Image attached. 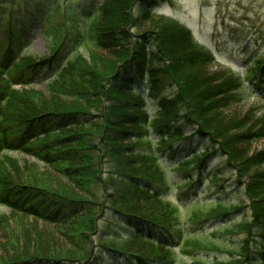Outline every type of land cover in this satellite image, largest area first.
<instances>
[{
  "label": "trees",
  "instance_id": "obj_1",
  "mask_svg": "<svg viewBox=\"0 0 264 264\" xmlns=\"http://www.w3.org/2000/svg\"><path fill=\"white\" fill-rule=\"evenodd\" d=\"M159 1L74 6L0 0V152L23 151L47 166L42 175L20 170L12 160L0 167V201L55 227L53 232L35 226L24 234L27 246L12 244L14 252L0 264H175L181 243L209 247L204 235L184 234L178 205L165 195L167 166L161 158L177 157L193 140H207L213 150H192L178 159L173 167L187 183L194 181L191 170L202 174L213 151L227 154L248 181L250 217L236 224L244 233L240 250L219 263L264 264V242L254 250L249 245L253 235L264 239V151L248 156L231 146L229 123L221 115L238 100L243 81L264 73V53L251 60L244 76L230 67L210 70L212 55L185 25L168 18L140 31ZM18 20H25L22 28L39 26L51 35L48 54L20 56L24 41L13 27ZM67 38L74 45L71 56L63 48ZM80 42L107 55L89 50L85 57L75 46ZM48 69L53 73L46 94L13 87L30 86ZM167 85L173 88L169 94ZM237 208L217 200L192 217L226 218ZM104 212L109 219L99 227ZM228 226L224 219L216 230ZM184 264L209 263L193 258Z\"/></svg>",
  "mask_w": 264,
  "mask_h": 264
},
{
  "label": "rangeland",
  "instance_id": "obj_2",
  "mask_svg": "<svg viewBox=\"0 0 264 264\" xmlns=\"http://www.w3.org/2000/svg\"><path fill=\"white\" fill-rule=\"evenodd\" d=\"M90 1L92 0H60L62 4L71 3L74 6H82ZM159 5L164 14H153L150 21L140 26V31L150 30L168 18L185 25L197 42L212 55L213 59L208 63L210 70L230 67L244 76L251 60L264 53V0H160ZM60 18L64 17H59L58 22ZM24 21L18 20L13 24V27L20 30L19 34L24 41L20 56L29 55L38 58L48 54L52 45L51 35H44L39 26L22 28ZM67 24L73 25L71 21ZM75 46L85 57L88 56L89 50L98 51L103 55H107L108 52L92 45L86 46L82 42ZM63 48L67 50L65 55L74 54V45L69 38ZM52 73L53 71L48 69L44 75H38L29 84L30 86L14 84L13 87L16 90L35 89L46 94V85L52 80L50 79ZM255 78L256 80L243 81L242 86L236 91L238 100L221 109L224 121L229 123L228 135L233 138L231 146L248 156L264 151V134L260 135L264 132V73L257 74ZM172 90L170 85L164 88L167 94ZM151 104L152 101L146 103L150 114L153 113ZM150 145L153 146L155 143L150 140ZM205 148L209 151L213 150L209 141L193 140L187 150L177 157L161 158L167 166L166 176L169 186L165 195L178 205V222L184 234L187 236L202 234L211 242L207 248L186 246L184 243L176 246L175 264L188 263L193 258L204 259L209 264H220L221 261L228 262L235 259L244 237V233L238 230L236 224L250 217V199L245 192L248 181L238 174L234 167L235 162L229 160L227 154L220 151L211 152L200 176L196 169L189 172L188 177L193 178V183H187V176L173 167L176 166L178 159L184 158L192 150ZM10 160L17 163L20 170H33L39 175L47 169L43 161L23 151L7 149L0 152V162H3L0 167H8ZM261 167L264 169V160L261 162ZM217 200L222 201L228 209L239 208L226 218H209L199 222L192 217L194 211L207 209ZM108 219L107 213L101 214L98 219L99 227H102ZM224 219L231 229L216 230ZM35 226L53 232L55 230L54 225L31 214L24 215L12 211L0 201V259L14 252L12 244L25 246L28 238H25L24 234L31 232ZM99 235L98 231L93 236L94 241ZM262 242H264L263 238L253 235L249 241L250 248L254 250ZM186 250H191L192 253Z\"/></svg>",
  "mask_w": 264,
  "mask_h": 264
}]
</instances>
